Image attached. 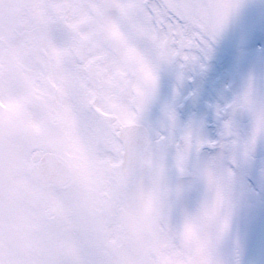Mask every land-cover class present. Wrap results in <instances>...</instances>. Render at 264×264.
Instances as JSON below:
<instances>
[{"label": "snow or ice", "instance_id": "obj_1", "mask_svg": "<svg viewBox=\"0 0 264 264\" xmlns=\"http://www.w3.org/2000/svg\"><path fill=\"white\" fill-rule=\"evenodd\" d=\"M0 264H264V0H0Z\"/></svg>", "mask_w": 264, "mask_h": 264}]
</instances>
